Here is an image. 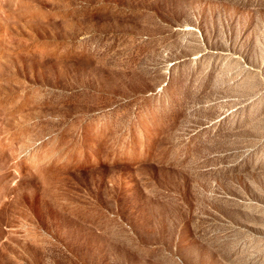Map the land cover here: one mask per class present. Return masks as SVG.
Listing matches in <instances>:
<instances>
[{
    "label": "rangeland",
    "instance_id": "374dc122",
    "mask_svg": "<svg viewBox=\"0 0 264 264\" xmlns=\"http://www.w3.org/2000/svg\"><path fill=\"white\" fill-rule=\"evenodd\" d=\"M0 264H264V0H0Z\"/></svg>",
    "mask_w": 264,
    "mask_h": 264
},
{
    "label": "bare ground",
    "instance_id": "6f19581e",
    "mask_svg": "<svg viewBox=\"0 0 264 264\" xmlns=\"http://www.w3.org/2000/svg\"><path fill=\"white\" fill-rule=\"evenodd\" d=\"M195 98V97H194Z\"/></svg>",
    "mask_w": 264,
    "mask_h": 264
}]
</instances>
